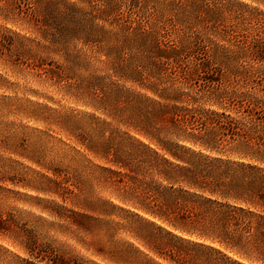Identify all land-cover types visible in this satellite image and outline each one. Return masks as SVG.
<instances>
[{
	"label": "rangeland",
	"instance_id": "374dc122",
	"mask_svg": "<svg viewBox=\"0 0 264 264\" xmlns=\"http://www.w3.org/2000/svg\"><path fill=\"white\" fill-rule=\"evenodd\" d=\"M263 203L264 0H0V264H264Z\"/></svg>",
	"mask_w": 264,
	"mask_h": 264
},
{
	"label": "trees",
	"instance_id": "16d2710c",
	"mask_svg": "<svg viewBox=\"0 0 264 264\" xmlns=\"http://www.w3.org/2000/svg\"><path fill=\"white\" fill-rule=\"evenodd\" d=\"M174 51V50H173ZM168 58V57H166ZM178 204V201L176 205ZM264 207V203H263ZM218 213L220 216L215 219H210L207 221V224L211 227L219 229L222 233H225V235L233 236V234L237 233L239 230H244L245 232H250L254 230L255 226L253 225V221L247 218L248 215H250L249 212H245L243 210H225L221 211L219 210ZM174 226H179L182 228H187L189 224H194V221H189L187 219V216H181L177 221H175ZM178 241V240H176ZM207 253L205 250L199 247V245L196 244H182V242H173L170 245H168L165 254L166 256L178 263V264H184L191 253Z\"/></svg>",
	"mask_w": 264,
	"mask_h": 264
}]
</instances>
